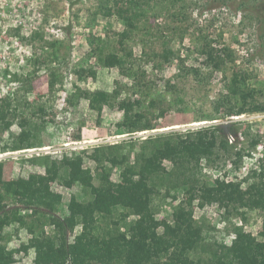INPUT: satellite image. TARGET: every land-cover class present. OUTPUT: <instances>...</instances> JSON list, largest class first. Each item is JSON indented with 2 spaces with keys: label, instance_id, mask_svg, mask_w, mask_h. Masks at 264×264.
I'll return each mask as SVG.
<instances>
[{
  "label": "rangeland",
  "instance_id": "1",
  "mask_svg": "<svg viewBox=\"0 0 264 264\" xmlns=\"http://www.w3.org/2000/svg\"><path fill=\"white\" fill-rule=\"evenodd\" d=\"M127 2L0 0V100H13L18 110L11 130L0 134V162L5 164L6 179L43 173L32 162L36 156L49 154L61 160L74 152H87L83 154L85 167L96 176L99 170L88 158L94 147L148 137H162L161 166L172 171L181 150L180 137L208 138L209 129L215 127L218 140L226 139L228 148L221 152L216 164L202 161L210 184L237 183L264 161V0H132L130 8L142 16L128 29L121 17ZM109 8L114 11L105 16L103 12ZM124 30H129V36L120 44L115 34ZM104 44L108 45L100 54L104 57V64H100L94 49ZM167 49L174 56L164 63L161 55ZM208 52L213 56L209 57ZM112 53L131 54L124 55L127 75L119 71ZM90 69L96 72L95 78L86 76ZM234 71L245 74L247 87L257 91L253 113L241 112L228 93ZM81 73L86 76L84 80L79 77ZM52 80H56V85L50 92ZM76 88L83 92H109L113 95L112 105L105 106L101 116L84 99L69 106L67 99ZM125 99L139 100L137 111L149 117L161 109L165 116L153 122L152 130L120 134L117 125L122 121V112L117 104ZM42 104L45 109L36 113ZM19 122L44 140L41 151L2 152L3 146L11 143L10 135L21 132ZM246 134L261 138L252 151ZM236 152L244 155L239 164H235ZM59 165L66 179L68 169L63 163ZM118 168L113 172V182L120 181ZM83 188L52 184V190L63 195L60 216L67 214L72 195L79 201L91 200L90 191ZM0 197L9 208L17 206L13 197L1 189ZM183 198L182 193L155 198L156 217L164 224L157 231L159 235L165 228L177 230L179 225L185 226L176 213ZM115 209L111 217L98 216L102 229L107 230L110 221L124 213L120 206ZM246 217L247 222H242L237 214L226 220L217 205L194 210L196 224L204 227L207 248L222 241L229 245L234 238V225H243L247 235L260 242L264 211H250ZM135 219L131 216L128 222ZM193 227L186 229L191 235L195 233ZM45 230L53 233L52 227ZM81 231L78 226L74 235ZM14 233L15 227L5 230V234L12 235L9 242L5 241L9 249L28 243L30 235L26 230H20L17 236ZM35 256L33 250L20 253L15 264H33Z\"/></svg>",
  "mask_w": 264,
  "mask_h": 264
},
{
  "label": "trees",
  "instance_id": "2",
  "mask_svg": "<svg viewBox=\"0 0 264 264\" xmlns=\"http://www.w3.org/2000/svg\"><path fill=\"white\" fill-rule=\"evenodd\" d=\"M131 3L132 0H129L121 9L127 29L133 27V21L142 16L132 11ZM113 11V8H109L103 13L107 16ZM115 35L118 42L123 44L129 30ZM107 45L94 49L100 64H104V57L100 54ZM124 55L131 56L129 53L122 56L110 54L119 71L127 75ZM208 55L212 57L213 53L208 52ZM173 56L174 52L170 49L161 55L164 63L170 62ZM86 76L95 78L96 72L90 69ZM86 76L81 73L79 77L84 80ZM246 80L245 74L234 71L228 93L239 104L241 112L253 113L257 91L249 89ZM55 81L49 84L50 92L56 85ZM81 99L87 100L89 108L101 116L104 107L112 105L113 95L102 90L83 92L76 88L68 97L67 104L73 106ZM117 105L122 112V121L117 125L120 134L152 130L153 122L163 118L166 113L161 109L149 117L138 112L141 106L139 100L125 99ZM151 106L154 107L155 103L152 102ZM44 109L43 104L38 105L36 113L41 114ZM17 111L13 100H0V134L11 130L18 119ZM19 125L21 132L16 136L10 135L11 143L4 145L2 152L43 147L44 140L39 135L28 130L23 122H19ZM217 130L216 127L209 129L210 136L200 140L180 137L178 143L181 150L175 157L176 168L172 171H165L161 166L164 158V149L160 146L162 137L131 139L94 147L88 158L99 170L96 176L90 168L85 167L83 154L87 152L64 155L61 160L49 154L36 156L32 162L44 172L32 173L27 178L6 179L5 164L0 162V189L13 197L17 204L9 208L0 197V264H15L16 255L27 254L29 250L36 255L33 264H264V217L260 242L251 239L243 225H234V238L229 245L222 241L208 248L204 227L194 220L196 207L203 209L210 205H217L224 212L226 220L237 214L242 222H247L248 212L264 211V161L259 163L258 169H253L237 183L210 184L205 178L202 161L214 165L219 161L221 152L228 148L226 139L218 140L215 135ZM246 136L250 137L249 149L252 151L261 138L257 135ZM243 156L241 152H236L235 164H239ZM60 163L68 169L66 179L62 176ZM116 168L119 169V182L112 180ZM56 182L68 189L83 186L84 191H90L91 200L79 201L72 195L67 214L60 216L63 195L52 190V184ZM173 193L184 196L176 213L185 226L179 225L177 230L165 228L164 233L159 235L157 231L164 224L157 219L153 202L160 194L172 197ZM118 206L124 213L119 219H112L107 230L102 229L98 216L111 217ZM131 216L136 219L128 222ZM78 226L82 227V231L74 235ZM192 226L194 235L186 230ZM10 227H15L16 236L20 230H26L30 235L28 243L17 249H9L5 241L9 242L12 235L5 234V230ZM46 227H52L53 233H48ZM195 254L197 256L193 258ZM200 254L209 255L204 257Z\"/></svg>",
  "mask_w": 264,
  "mask_h": 264
},
{
  "label": "built area",
  "instance_id": "3",
  "mask_svg": "<svg viewBox=\"0 0 264 264\" xmlns=\"http://www.w3.org/2000/svg\"><path fill=\"white\" fill-rule=\"evenodd\" d=\"M38 149L41 151V148H38ZM44 149H46V148H44ZM44 149L42 151H44ZM33 150H35V149H33Z\"/></svg>",
  "mask_w": 264,
  "mask_h": 264
}]
</instances>
